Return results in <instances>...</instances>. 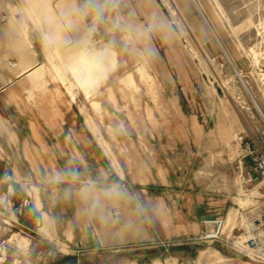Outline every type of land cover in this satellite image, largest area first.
Listing matches in <instances>:
<instances>
[{
	"label": "rangeland",
	"instance_id": "1",
	"mask_svg": "<svg viewBox=\"0 0 264 264\" xmlns=\"http://www.w3.org/2000/svg\"><path fill=\"white\" fill-rule=\"evenodd\" d=\"M55 2L10 0L1 18L0 264H261L237 241L264 205L239 167L240 137L264 152V0H73L92 33L68 44L64 80ZM23 20L22 65L33 50L43 86L10 65ZM29 127L56 137L58 179L32 161Z\"/></svg>",
	"mask_w": 264,
	"mask_h": 264
},
{
	"label": "bare ground",
	"instance_id": "2",
	"mask_svg": "<svg viewBox=\"0 0 264 264\" xmlns=\"http://www.w3.org/2000/svg\"><path fill=\"white\" fill-rule=\"evenodd\" d=\"M54 2H55V4H53L51 6V8H52L51 10L54 11V17L57 18L56 23L60 24V26L62 28L60 30V42H58V46L55 48V52L53 53L55 55V56L54 55L53 56H54V58L56 57L55 60H57V61L52 62L51 64H52V67L55 69V71L59 74V77L62 80H64L63 73L61 72L60 61L62 60L63 63L66 64L67 60H64V56L63 55L64 54H68L69 55L68 57L71 56L70 48L68 47V44L70 42L81 41L84 38V33L83 32L87 31L88 34H91L92 30H91V28H89L87 25L84 24V21L82 22V17L81 16L76 15L74 18L70 16V11H71L72 6L74 4L73 0H54ZM200 13H201V11H200ZM49 15L52 16V14H49ZM2 18L6 19L7 22H9L10 19H11V16L6 15V16H4ZM31 18H33V17L31 16ZM61 19H62V21H61ZM19 21H16V23H17L16 26H18V25L20 26L22 24V27H23L24 30L23 31L21 30L19 35L15 34V36H14V39L16 40V42H15L16 43V45H15L16 48L14 50L13 55L16 57L17 62L11 63L10 65L12 67L13 73L15 74V77H20L22 75H25V76H27L29 78V79L27 78L28 80L31 81V79H33L34 82H35V85H37V87L43 86L45 84V82H46V79H45V76H44L42 65H41L40 62H38L36 60L35 52L33 50H32L31 62L29 64L22 65V61H23V58H24V53L22 52L23 49L21 50L18 47V43H20L21 41H23V40H25L27 38L26 26L28 25V23L26 22V20H23V22H19ZM41 32H42V35H43V38H44V50L49 53V51H48L49 49L47 48L46 41H45V39L47 40V34L44 31H42V30H41ZM7 34L9 35V31L7 32ZM48 39H51V38L48 37ZM20 44H22V43H20ZM56 44H57V42L55 43V45ZM12 52H13V50H12ZM26 53H28V52H26ZM248 93H249V91H248ZM252 100H253L254 105L258 106L256 101L253 98H252ZM115 164L118 167V163L116 161H115ZM38 205H40V203H38ZM233 218H232L231 214L229 216H227L225 225L228 226L229 223L233 221ZM44 221H45V224H47V219H45ZM224 228H225V226H224ZM245 238H247V237H245Z\"/></svg>",
	"mask_w": 264,
	"mask_h": 264
},
{
	"label": "built area",
	"instance_id": "3",
	"mask_svg": "<svg viewBox=\"0 0 264 264\" xmlns=\"http://www.w3.org/2000/svg\"><path fill=\"white\" fill-rule=\"evenodd\" d=\"M243 148V158H248L251 167H244V161L239 160V167L244 169V183H253L259 191L261 197L264 198V152L255 151L250 143L243 142L240 137ZM226 219L224 217H216L213 219H204L202 221V229L197 237L198 240L210 239L218 240L222 237ZM249 235L241 242V247L245 255L250 256L252 260L264 264V209L257 213L255 218L250 222L248 228Z\"/></svg>",
	"mask_w": 264,
	"mask_h": 264
},
{
	"label": "crops",
	"instance_id": "4",
	"mask_svg": "<svg viewBox=\"0 0 264 264\" xmlns=\"http://www.w3.org/2000/svg\"><path fill=\"white\" fill-rule=\"evenodd\" d=\"M10 9V0H0V56L3 55V46H2V42L4 40V36H5V41H7V25L6 23H3V21L1 20L2 16L4 14H8ZM6 16V15H5ZM45 128V127H43ZM29 136H28V140L32 139L34 140V145L33 147H35L36 149V155L34 157H32V161L41 164L44 168H46L47 171V177L51 178V179H58L59 177H61V174L58 171V166H57V150H58V143H57V139L56 137H54L53 134H50L49 132H47V138H44L43 135L41 134V132L38 131V129L36 127L31 128L29 127ZM36 140H35V139ZM26 143L27 140H25ZM88 159L87 161H91L95 159L94 153L93 151L91 152V154H88ZM91 177V176H90ZM120 177V176H119ZM121 178V177H120ZM92 179V178H91ZM259 199V197H258ZM255 200V202L257 203L256 205H250L253 206L254 208H252L246 215V218L250 217V219L252 218V220L255 218V216L257 215V213H260L263 209H264V205H262L263 207H261V205L259 204V200ZM246 214V213H245ZM46 215V214H43ZM49 218V216H43V220ZM50 219V218H49ZM48 221V220H47ZM225 260H230L228 264H254L250 261L247 260H239V259H225Z\"/></svg>",
	"mask_w": 264,
	"mask_h": 264
},
{
	"label": "trees",
	"instance_id": "5",
	"mask_svg": "<svg viewBox=\"0 0 264 264\" xmlns=\"http://www.w3.org/2000/svg\"><path fill=\"white\" fill-rule=\"evenodd\" d=\"M183 248L187 249V248H188V246H185V247H183ZM183 248H182V249H183ZM146 252H148V253H150V252H151L150 254L154 255V254H156V253H158V252L160 253V249H156V248H149V249H148V251H146ZM66 258H67V257H66ZM69 258H70V257H69Z\"/></svg>",
	"mask_w": 264,
	"mask_h": 264
},
{
	"label": "water",
	"instance_id": "6",
	"mask_svg": "<svg viewBox=\"0 0 264 264\" xmlns=\"http://www.w3.org/2000/svg\"><path fill=\"white\" fill-rule=\"evenodd\" d=\"M211 29V28H210ZM231 63V62H230ZM232 65V64H231ZM232 67H233V65H232ZM233 69H234V71L237 73V71H236V69L233 67ZM238 74V73H237ZM239 76V75H238ZM240 78V77H239ZM240 80H241V78H240ZM242 81V80H241ZM243 83V82H242ZM5 88V86L4 87H2L1 88V90H3ZM257 107V110L260 112V114L262 115V113H261V111H260V109H259V107L258 106H256ZM263 116V115H262ZM264 117V116H263Z\"/></svg>",
	"mask_w": 264,
	"mask_h": 264
},
{
	"label": "clouds",
	"instance_id": "7",
	"mask_svg": "<svg viewBox=\"0 0 264 264\" xmlns=\"http://www.w3.org/2000/svg\"><path fill=\"white\" fill-rule=\"evenodd\" d=\"M151 27V26H150Z\"/></svg>",
	"mask_w": 264,
	"mask_h": 264
}]
</instances>
